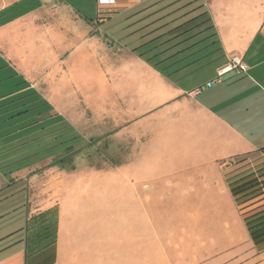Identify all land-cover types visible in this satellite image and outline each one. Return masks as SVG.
I'll return each mask as SVG.
<instances>
[{"label":"crops","instance_id":"1","mask_svg":"<svg viewBox=\"0 0 264 264\" xmlns=\"http://www.w3.org/2000/svg\"><path fill=\"white\" fill-rule=\"evenodd\" d=\"M127 10L137 15L130 26L138 38L122 46L104 37L108 63L123 67L120 91L93 96V121H82L106 132L109 148L123 155L107 173L106 201L85 209L77 190L46 186L49 169L17 172L14 184L27 179L28 224L0 238L26 227L0 245V264H261L264 249L251 236L226 164L264 152V0H116L98 3V22ZM67 18L66 0H0V116L8 115L10 129L15 112L35 113L29 104L15 108L13 99L33 89L50 102L68 97L69 86L50 87L62 73ZM234 53L247 72L231 71L191 94ZM22 80L23 89H12ZM74 98V112L84 114L83 96ZM55 108L20 124L50 121ZM10 184L0 176V191Z\"/></svg>","mask_w":264,"mask_h":264},{"label":"rangeland","instance_id":"2","mask_svg":"<svg viewBox=\"0 0 264 264\" xmlns=\"http://www.w3.org/2000/svg\"><path fill=\"white\" fill-rule=\"evenodd\" d=\"M98 3L100 0H66L68 18L66 25L63 26L60 51L63 62L62 73L60 74V70L57 69L59 74L56 78L53 75L50 87L52 91H58L61 84L63 87L69 86L68 97L58 99L57 95H53L54 98L50 102L37 95L38 89H33L24 98H16L12 102L18 100L13 102L16 105L15 108L21 107L23 103L29 104L30 110L35 107L34 115L15 112L16 114L12 117L16 120L12 123L11 129L10 121L6 120L8 115L0 116V141L6 145L0 151V176L11 183L0 191V215L10 211L0 218V238L28 224L27 209L24 205L27 198L25 194L27 179H23L21 184H14L16 180L12 178L17 172L35 171L44 167L49 169L46 186L55 191L60 187L77 190L82 204L87 209L86 206H90L93 200L106 201L107 173L109 169L122 165L117 161L123 159V155H117L113 146L109 148L108 139L104 137L106 132L94 133L91 130L90 122L92 123L94 117H91L89 108L93 104V96L103 94L108 97L110 87L120 91L123 67L114 68L108 63L105 46L107 42L104 37L106 34L111 35L122 46L136 40L138 32L132 33L135 30V24L134 29L130 24L135 21L137 15L127 10L113 17L110 23L99 24ZM92 38L97 43L93 47L88 40ZM53 44L58 46V40H55L54 36ZM24 83L23 80L13 82L11 87L14 90L15 88L23 89L20 85ZM76 95L83 96L85 113L82 115L74 112L76 103L74 96ZM55 107L57 112L50 121L48 119L40 122L34 120L35 124L28 128L20 124L21 121L32 120L34 116L36 118L37 113L40 110L43 111V108L48 110L56 109ZM85 119L90 122L83 124L82 121ZM100 135L102 138L97 144L94 138ZM48 164L52 166L47 167ZM75 169H78V174L73 176L65 174L66 171ZM226 170L233 180L237 177H248L253 173L252 178L262 181V189L250 196L239 195L238 202L247 215L264 208V152L228 162ZM53 172L55 174H52ZM55 196L52 197V205L56 204ZM24 229L0 241V245L15 241L17 235H22L26 230ZM255 244L260 247L259 250L264 249V241ZM261 264H264V260Z\"/></svg>","mask_w":264,"mask_h":264},{"label":"trees","instance_id":"3","mask_svg":"<svg viewBox=\"0 0 264 264\" xmlns=\"http://www.w3.org/2000/svg\"><path fill=\"white\" fill-rule=\"evenodd\" d=\"M252 174L248 177L238 178L231 183V188L237 201L239 195L250 196L262 189L263 182L259 181L258 178H252ZM245 222L255 243L264 241V208L247 215Z\"/></svg>","mask_w":264,"mask_h":264},{"label":"built area","instance_id":"4","mask_svg":"<svg viewBox=\"0 0 264 264\" xmlns=\"http://www.w3.org/2000/svg\"><path fill=\"white\" fill-rule=\"evenodd\" d=\"M116 0H100L101 5H108L115 3ZM248 65L245 63L243 56L240 53H234L231 58L229 64L221 68L218 72V76L211 81H208L207 83L199 86L195 90L191 92V94H198L202 91H204L207 88H210L214 86L217 83L222 82V78L226 73H229L231 71H236L238 73L247 72Z\"/></svg>","mask_w":264,"mask_h":264}]
</instances>
